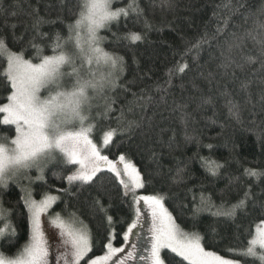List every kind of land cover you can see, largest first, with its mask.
Segmentation results:
<instances>
[{"label": "trees", "instance_id": "trees-1", "mask_svg": "<svg viewBox=\"0 0 264 264\" xmlns=\"http://www.w3.org/2000/svg\"><path fill=\"white\" fill-rule=\"evenodd\" d=\"M129 2L120 0L114 7ZM81 3L0 0V40L11 53H22L34 64L60 51L57 36L67 51L73 44H65L68 26L79 18ZM136 3L138 13L130 10L100 31V47L121 59L117 69L97 66L103 67L98 75L112 72L113 82L103 89V104L93 110L98 129L94 139L115 129L103 154L110 160L124 155L134 164L143 182L140 193L160 197L184 232L200 235L205 250L253 264L230 250L246 247L264 222V44L259 43L264 41V0ZM129 33L142 39L132 43L126 38ZM81 63L77 55V66ZM6 65L5 55H0V104L11 92L2 75ZM0 135H9L5 126H0ZM74 168L49 164L32 194L35 199L47 192L57 195L51 210L87 229L92 242L87 260L102 254L109 242H123L135 209L108 169L97 172L90 183L69 185L66 176ZM247 169L260 175L249 176ZM22 197L18 183L0 189V201L12 209L17 228L14 246L5 248L8 255L29 241L30 215ZM241 201L233 216L214 215ZM161 255L166 264H187L168 249Z\"/></svg>", "mask_w": 264, "mask_h": 264}, {"label": "snow or ice", "instance_id": "snow-or-ice-1", "mask_svg": "<svg viewBox=\"0 0 264 264\" xmlns=\"http://www.w3.org/2000/svg\"><path fill=\"white\" fill-rule=\"evenodd\" d=\"M111 2L112 0H82L79 18L68 26L69 37L65 41V44L75 42L76 53L64 50V44L59 42L60 37L57 36L56 49L60 51L53 56L43 57L38 64H33L24 59L22 53H11L5 42L0 40V55L7 56L8 61L2 75L11 87L7 102L0 104V126H5L9 132V135H0V189H7L15 177L32 169L39 173L37 180L44 179L47 165L59 162L57 154L63 157L65 165L79 166L76 171L66 176L69 185L76 181L90 183L97 172L107 168L120 180L125 195L136 187H143L140 174L131 163L126 162L124 155L119 156V163L124 165L121 171L118 163L102 155L100 149L89 139V134L95 128L93 123H89L92 107L89 90L102 92L106 85L113 82L112 72H101L97 75L91 65L93 61L97 65L103 61L112 69H117L121 59L100 47L98 30L121 16L127 17L130 10L139 12L136 0H130L127 7L116 10L111 8ZM81 28L87 29L86 36H82ZM126 38L136 43L142 36L129 33ZM259 43L264 44V41ZM77 55L82 61L79 66L76 64ZM85 64L88 65L87 72L84 71ZM66 67L71 68V71H65ZM183 70L182 67L181 71ZM66 77L74 80L70 88L66 84ZM44 91L47 95L42 94ZM106 107L108 111L111 110L110 104ZM13 127L14 136L11 135ZM115 135V129L104 134L105 147ZM212 172L215 175V169ZM246 172L249 176L260 175L252 169H247ZM123 176H129L131 185L123 180ZM22 199L30 214V236L29 241L11 255L6 253L5 248L14 246L17 228L11 219L12 209L5 208L0 201V264H48L49 249L41 229L40 217L56 198L46 196L37 202L32 199L31 193H27ZM140 201L152 209L151 264H166L161 257L162 249H168L183 261H187V264H238L237 261L206 252L201 246L200 235L184 232L172 219L160 197L139 196L136 203L139 204ZM243 204L244 201H241L240 205L232 208L219 209L214 215L231 217L236 208ZM139 211L137 209L138 213ZM107 219L111 225L112 217L108 216ZM51 223L60 230L63 251L59 258L64 260V264H81V261H85V257L92 251L91 235L87 229L76 227L73 222H66L59 214ZM136 226L134 222L128 227L124 234L125 242ZM132 247L136 248L137 245L133 244ZM105 248V255L89 258L85 264H108L109 261L112 264H126V260L135 255L129 251L127 256L113 260V257L125 249L115 248L110 242ZM230 251L233 255L250 258L253 264L256 261L264 264V231H258L257 237L251 239L246 247Z\"/></svg>", "mask_w": 264, "mask_h": 264}, {"label": "rangeland", "instance_id": "rangeland-1", "mask_svg": "<svg viewBox=\"0 0 264 264\" xmlns=\"http://www.w3.org/2000/svg\"><path fill=\"white\" fill-rule=\"evenodd\" d=\"M118 1H120V0H112L111 8L113 10H116L114 5ZM122 8H125V7H122ZM104 27H102V28H100L98 30L97 35L99 37H101L100 36V31ZM86 32H87L86 28H81L82 36H86ZM100 43H101V39H100ZM74 45H75V42L73 41V44H72L71 48L69 49V47H68L67 51H69V52L73 51V53H76L77 50H76ZM5 58H6V62H8L7 61V56H5ZM104 64L105 63L103 61H101L99 65L101 66V65H104ZM99 65H97V63L95 61H93L92 66L96 67V68H94V69L92 68V69L94 71L101 70L103 67H97ZM6 68H7V65H6ZM107 69H106V71H109ZM64 70L65 71H71V68L66 67ZM97 75H98V73H97ZM65 80H66V84H69L72 81V79H69L67 77L65 78ZM73 83H74V80H73ZM72 84H71V86H72ZM111 86H112V83L106 85V89L108 87L110 88ZM42 94L43 95H47V92L44 91V92H42ZM89 94L92 97V102H91L92 103V107H91V112H90L91 119H90L89 123H93L95 125L94 131L89 134V139L92 140V142L100 149L101 154L104 155L103 154V149L105 148V146L103 144V138H104V134L106 132L102 135V137H100L101 139H99L98 141H96L94 139V136L97 134V130L98 129H97V123H96L97 117L96 116L94 117V115H93V113H95L93 110H98V107L96 105L100 106V105L103 104V103H101V101L103 102V100H102L103 91L102 92H98V91L90 89L89 90ZM96 107H97V109H96ZM57 155L59 157V162L63 163V157H60L59 154H57ZM113 161L117 162L119 167H120V169H121V171H123L124 165L122 163H119V159L113 160ZM126 162H129V163H131L134 166V164L132 162H130L129 160H127V159H126ZM49 164H51V163H49ZM78 167H79L78 165H75V168H74L73 171H76L78 169ZM104 169H107V168H104ZM135 169L138 172L136 167H135ZM37 175H39L38 171L36 169H32L30 171L24 172L21 175H18L17 177L14 178V180L12 182L20 184L22 189H23V191H24V196H26L27 193H31L32 199L36 200L37 202H39L41 199H43L46 196L55 197L56 198L55 201H56L57 198H58L57 195H54V194H51V193H48V192L47 193H43L40 199H35L34 195L32 194L33 193V186H34V184L36 182L41 181V180H37L36 179ZM124 179H125V182H127V183H129L131 185V180L129 179V176H124ZM141 188L142 187H136V188H134L133 191L128 192L130 194V197L132 198V201H133V204H134V209H135V217H134V221L132 223L135 222L136 225H137L136 228L133 229V234L129 235V239H128L127 242H125L123 240V242L120 245H118V246H115V245L112 244V242H110L112 244V246L115 247V248L123 247L125 249L124 252L118 253L117 256L113 257V260H117L118 257L127 256V253L129 251H131V252H133L135 254L132 258L126 260V264H151V258H150L151 257V241H152V235H153V232H152L153 218H152V214H151L152 213V209L149 207V205L145 204L143 201H140L139 204H137L136 203V199L139 196H154V195H145V194L140 193ZM161 202H162V200H161ZM53 204L54 203H52L50 205V207L44 213L41 214L40 224H41V229H42V231L44 233L45 240L47 241V245L46 246L49 249V255H48V258H47L48 259V264H64V260L59 258L60 257V253L63 251V241H62V238L60 236V230L58 228H56L51 223V220L57 214H59L61 216V218L63 220H65L66 222H73L76 227H82V226L79 225L73 219L65 217L61 213L53 212L51 210ZM137 209L140 210L139 213L137 212ZM128 227H127L125 233L127 232ZM258 231H264V222H262L259 227L255 228L254 235H253L252 239L257 237ZM133 244H136L137 247L133 248L132 247ZM257 250L259 251V249H257ZM106 251H107V249L102 254L96 255V256H103V255H105ZM162 251H163V249L161 250V254H162ZM205 251L206 252H210V251H207V250H205ZM211 253H213V252H211ZM215 255H217V254H215ZM96 256H93V257H90V258H95ZM161 257H162V255H161ZM86 258L87 257H85V261H87L89 259L88 258L86 260ZM222 258H224V257H222ZM209 259H211V258H209ZM225 259H230V258H225ZM230 260H234V259H230ZM85 261H81V264H85ZM234 261H237L238 264H241L240 261H238V260H234ZM108 264H112V262L109 261Z\"/></svg>", "mask_w": 264, "mask_h": 264}]
</instances>
